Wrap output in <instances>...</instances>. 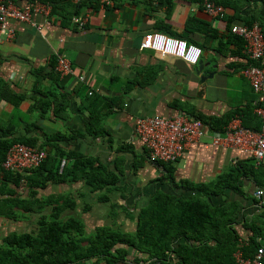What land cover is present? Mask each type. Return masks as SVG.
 <instances>
[{
	"label": "crops",
	"instance_id": "1",
	"mask_svg": "<svg viewBox=\"0 0 264 264\" xmlns=\"http://www.w3.org/2000/svg\"><path fill=\"white\" fill-rule=\"evenodd\" d=\"M90 1L84 0L86 5L80 15L88 16L85 28H79L72 21L63 24L59 15H51L47 21L43 15L34 14V20L43 23L41 29L11 21L16 35L14 39L0 43V79L13 94L21 95L23 99L17 105L0 99V136L13 128L17 135L63 132L71 136L60 141L66 151L96 156L115 172L120 158L124 171L117 172L123 190L110 192V198L119 195L123 200L115 202L126 205L131 212L145 203L155 189L179 193L182 189L177 188L175 182L215 181L238 162L252 159L235 148L214 145L213 131L206 127L203 137L189 143L184 156L172 163L175 182L172 183L169 177L162 181L161 178L168 176L167 171L163 165L150 160L147 148L136 133L138 117L188 114L182 105H193L205 115L221 117L249 101L254 103L256 93L243 74L247 59L230 53L237 50L236 45L214 37L209 29H200L201 24L187 27V20L195 16L225 34V18H212L203 5L183 0H177L172 10L160 0H114L113 5L106 7L101 4L94 7V2ZM165 24L178 35L172 36L202 47L200 74L197 73L198 64H190L176 56L161 57L157 51L141 47L147 32H163L161 26ZM58 54L71 60L74 75L58 74L55 69ZM212 72L213 76H209ZM79 75H84L85 79L79 80ZM202 77L205 80L202 81ZM136 80L143 84L129 89ZM51 92L67 96L69 103L65 116L56 115L51 109L46 118L41 119L40 102L48 99ZM92 96L111 101L112 107L107 109L103 102L89 104L87 98ZM103 110L107 112L104 119L106 132L93 137L87 133L90 112ZM35 123L40 128L34 126ZM77 132L83 135L72 138ZM121 147L125 148L121 150ZM143 160L144 164L135 170L134 162ZM150 169L157 171V175L151 174ZM256 189L253 179L247 177L244 178V196L234 192L228 195L241 200L246 214L252 215L258 205L249 197L255 196ZM18 192L22 193V188ZM58 193L71 194L78 199L79 205L72 212L83 218L86 228L94 230L104 224H115L124 231L136 230V219L125 209L117 206L112 208L118 212L117 216L108 215V212L103 213L102 205L93 204L98 193L89 192L83 181L50 183L38 195ZM37 219V213H30L15 221L35 229ZM239 228L245 233L242 227ZM133 258L131 249L127 259ZM96 264L107 263L101 259Z\"/></svg>",
	"mask_w": 264,
	"mask_h": 264
},
{
	"label": "trees",
	"instance_id": "2",
	"mask_svg": "<svg viewBox=\"0 0 264 264\" xmlns=\"http://www.w3.org/2000/svg\"><path fill=\"white\" fill-rule=\"evenodd\" d=\"M14 1L48 3L52 6V15H59L63 24L70 23L74 16H80L86 5L84 0L77 3L73 0ZM160 1L172 10L177 0ZM183 1L200 6L205 2ZM211 1L226 8L227 12L222 18L227 21V32L221 34L208 22L195 16L187 20V27L194 23L201 24L200 29H209L214 37L235 44L237 50L230 53L246 57L244 67L249 65L252 61L244 52L245 40L232 31V25L257 22L264 33V0ZM90 2H94V7L101 4V0ZM161 29L169 35H177L168 24L161 26ZM137 84L143 83L136 80L129 89ZM256 98L257 94L254 102ZM0 99L17 105L23 96L13 94L0 79ZM87 102H103L107 109L112 107L111 101L99 96L89 97ZM68 103L65 94L51 92L48 99L40 102L41 119L46 118L51 109L56 115L64 117ZM176 106L180 104L176 103ZM182 109L189 116L200 119L210 131H224L236 115L241 117L246 127L254 130H259L262 124L252 101L221 117L205 115L193 105H182ZM105 115L107 112L104 110L90 112L87 133L93 137L104 134ZM33 125L40 128L37 123ZM15 131V128L5 130L0 136V218L18 220L30 213H37L38 219L34 230L10 231L0 239V264H96L101 259L107 264H235L234 254L241 240L246 241L242 247L246 256H254L259 246L264 245V195L261 198L256 195L249 197L258 205L252 215L246 214L241 200L228 195L234 192L244 196V178L247 177L253 179L257 189H264L263 163L256 166L253 159L242 160L228 172L220 174L215 181L194 183L189 180L175 182V168L172 167L175 162H155L163 165L168 174L160 180L169 177L182 192L155 189L150 198L133 212L126 205L113 202L111 208L120 206L136 219V230L129 232L115 224H104L96 227L92 233H87L83 218L72 212L79 205L77 198L64 193L39 196V191L46 189L50 183L83 181L89 192L98 193L99 202H107L111 199L110 192L123 190L117 172L124 171L120 158L115 172L96 156L64 150L60 141L71 138L66 133H43L42 139L40 135H17ZM78 135L83 134L77 132L72 138ZM15 143L43 148L48 152L47 158L33 169L15 172L6 170L2 163L7 151ZM63 159L66 164L61 169ZM143 164L144 160L134 162V169L137 170ZM21 188L22 193H19ZM122 197L127 198V195L122 194ZM113 209L109 213L117 216L118 212ZM131 249L134 251L132 260L127 259Z\"/></svg>",
	"mask_w": 264,
	"mask_h": 264
},
{
	"label": "built area",
	"instance_id": "3",
	"mask_svg": "<svg viewBox=\"0 0 264 264\" xmlns=\"http://www.w3.org/2000/svg\"><path fill=\"white\" fill-rule=\"evenodd\" d=\"M81 1L74 0L76 3ZM113 1L101 0V5L102 7L113 5ZM203 7L207 15L212 18H222L227 12L223 5L211 0H205ZM34 14H41L48 21L52 15V6L39 1L19 3L14 0H0V43L5 39L15 38L16 29L11 25L12 20L25 22L41 29L43 23L34 20ZM72 22L79 28H85L88 16H74ZM232 31L245 40L244 52L252 61L243 68V74L257 94L254 111L260 117L262 124L259 130H254L246 127L241 117L236 116L224 131H213L212 142L214 145L235 148L244 156L252 158L256 165H260L264 162V33L257 22L234 23ZM141 47L155 50L161 57H179L190 64H198L203 51L202 47L195 43L159 31L147 32ZM55 69L60 76L75 74L71 60L62 54L57 55ZM78 78L82 81L85 76L79 75ZM92 93L91 91L90 94ZM205 128L200 119L184 113L170 117L140 116L136 121V133L153 162H177L184 156L189 143L203 137ZM47 155L48 152L43 148L15 143L7 151L2 166L9 171H25L40 166ZM65 164L66 160L63 159L61 169ZM255 195L261 198L264 189L258 188ZM244 244L246 241L241 240L234 254L235 264H264V245L259 246L254 256H246L242 249Z\"/></svg>",
	"mask_w": 264,
	"mask_h": 264
},
{
	"label": "rangeland",
	"instance_id": "4",
	"mask_svg": "<svg viewBox=\"0 0 264 264\" xmlns=\"http://www.w3.org/2000/svg\"><path fill=\"white\" fill-rule=\"evenodd\" d=\"M186 14H188V11L185 12V15ZM150 173L157 175V171H153L152 169H150ZM118 199L123 200L122 198L119 197V195H116V196H113V197L111 196V199L109 201H107V202H98V199H94V201L92 203L96 204V205L100 204V206L102 205L103 213H107L108 212V215H109L110 214L109 212H111V210H112V208H111L112 203L115 202V200H118ZM83 204H84L83 201H81L80 202L81 207H83ZM31 230H34V228H32L30 226L21 225L20 222H17L14 219L2 218V221L0 222V239L4 235L9 233L10 231L24 232V231H31ZM92 232H93V228H91V227L87 228V233H92Z\"/></svg>",
	"mask_w": 264,
	"mask_h": 264
},
{
	"label": "water",
	"instance_id": "5",
	"mask_svg": "<svg viewBox=\"0 0 264 264\" xmlns=\"http://www.w3.org/2000/svg\"><path fill=\"white\" fill-rule=\"evenodd\" d=\"M203 69V62L199 61L198 62V67H197V73L200 74L201 70ZM209 76H213V72L209 74ZM205 80V77H202V81Z\"/></svg>",
	"mask_w": 264,
	"mask_h": 264
}]
</instances>
